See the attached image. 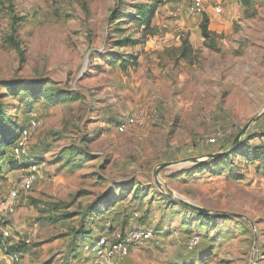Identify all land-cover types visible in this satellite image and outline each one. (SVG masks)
Segmentation results:
<instances>
[{
  "label": "rangeland",
  "instance_id": "rangeland-1",
  "mask_svg": "<svg viewBox=\"0 0 264 264\" xmlns=\"http://www.w3.org/2000/svg\"><path fill=\"white\" fill-rule=\"evenodd\" d=\"M187 2L0 0V143L39 121L0 150L4 264H109L132 222L126 264H264V0Z\"/></svg>",
  "mask_w": 264,
  "mask_h": 264
},
{
  "label": "built area",
  "instance_id": "built-area-1",
  "mask_svg": "<svg viewBox=\"0 0 264 264\" xmlns=\"http://www.w3.org/2000/svg\"><path fill=\"white\" fill-rule=\"evenodd\" d=\"M205 12V0H188L187 2V14L190 17H199ZM156 121V117L153 114L146 112L131 113L123 121L120 122V129L123 131L131 125L147 128L150 124ZM39 126V121L34 115L29 121L26 128L21 130L20 137L17 143L13 147V153L19 156L24 153L26 146L32 136L34 130ZM32 171L27 177L22 179L20 187L14 189L11 192V202L16 204L19 200L21 192L30 189L37 181V167L32 166ZM156 235V231L151 228H145L138 222H132L130 228L124 232H116L112 238L103 237L100 239L98 246L94 248L96 253L106 259L109 264H126L127 258L130 253V249L135 245L142 242H148L152 240ZM10 237L9 227H0V238L3 240L0 245V264H4L8 255L15 256L13 259H17V255L10 251V247L6 246L4 240ZM199 239L195 238L189 242L191 248L198 245Z\"/></svg>",
  "mask_w": 264,
  "mask_h": 264
},
{
  "label": "trees",
  "instance_id": "trees-1",
  "mask_svg": "<svg viewBox=\"0 0 264 264\" xmlns=\"http://www.w3.org/2000/svg\"><path fill=\"white\" fill-rule=\"evenodd\" d=\"M149 23L150 22H148L147 24L149 25ZM203 30H204V32H205V35H208V33H207V28H206V26L204 25L203 26ZM0 133H1V130H0ZM18 137V135H16V134H14V137H12V138H10V139H8L7 141H3L2 143H0V150L1 149H5L6 147H8V146H13V144L17 141V138ZM207 148H209V150L207 149ZM211 148H212V145L211 144H208V145H204V146H199L198 147V152H201L203 155H205V154H210V152H211ZM35 164H37V163H32V164H25L24 165V167H31L32 165H35ZM189 207V206H188ZM195 210V209H194ZM200 214L202 215V216H205L204 215V213H202V212H200ZM2 239L0 238V245H2ZM20 248V247H19ZM10 251L13 253V254H17V253H22V249H16V248H10Z\"/></svg>",
  "mask_w": 264,
  "mask_h": 264
},
{
  "label": "water",
  "instance_id": "water-1",
  "mask_svg": "<svg viewBox=\"0 0 264 264\" xmlns=\"http://www.w3.org/2000/svg\"><path fill=\"white\" fill-rule=\"evenodd\" d=\"M253 122V121H252ZM190 208H192V209H195V210H197V211H199V212H202V213H205V211L203 210V209H200V208H198V207H196L195 205H193V204H190V203H186Z\"/></svg>",
  "mask_w": 264,
  "mask_h": 264
}]
</instances>
